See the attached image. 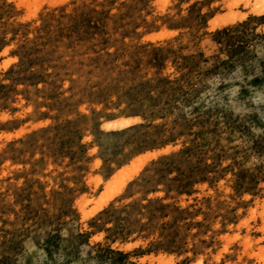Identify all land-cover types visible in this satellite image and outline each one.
<instances>
[{
	"label": "rangeland",
	"instance_id": "obj_1",
	"mask_svg": "<svg viewBox=\"0 0 264 264\" xmlns=\"http://www.w3.org/2000/svg\"><path fill=\"white\" fill-rule=\"evenodd\" d=\"M0 264H264V0H0Z\"/></svg>",
	"mask_w": 264,
	"mask_h": 264
}]
</instances>
